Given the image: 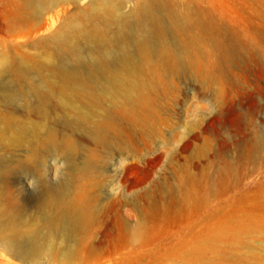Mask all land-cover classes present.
<instances>
[{
	"label": "rangeland",
	"instance_id": "rangeland-1",
	"mask_svg": "<svg viewBox=\"0 0 264 264\" xmlns=\"http://www.w3.org/2000/svg\"><path fill=\"white\" fill-rule=\"evenodd\" d=\"M15 1L0 0V12L13 10ZM127 1L125 11L134 5V0ZM173 1L189 9L194 19L206 14L213 23L211 39L202 41L195 52L207 70L205 78L164 71L166 87L156 90L154 119L146 126L121 119V135L107 132V141L130 152L123 158L113 148L85 143L98 155L89 174L97 183L89 235L77 244L74 256L56 254L39 264H264V145L256 144L257 135L264 134V0ZM73 10V5H59L41 17L31 16L8 34L0 31V58L38 59L43 50L31 47L33 42L56 32ZM197 35L191 29L183 39ZM235 40L263 51L258 69L244 74L246 50L237 60L224 56ZM220 66L224 79L218 82L209 72ZM2 77L0 86L25 93L15 71ZM30 78L40 79L36 74ZM218 111V120L210 122ZM0 114H5L1 107ZM56 128L64 129L59 123ZM70 134L77 141L85 137ZM19 154L3 152L0 164L13 162ZM87 154L81 149L76 158ZM158 156L145 177L147 160ZM130 162L137 163L143 175H132L130 181L136 185L127 190L129 182H123L122 172ZM44 164L42 171L33 168L35 174L59 183L65 172L63 158L47 156ZM30 176L13 171L8 197L33 213L39 192L31 179L34 174ZM0 264L35 263L0 248Z\"/></svg>",
	"mask_w": 264,
	"mask_h": 264
},
{
	"label": "bare ground",
	"instance_id": "bare-ground-1",
	"mask_svg": "<svg viewBox=\"0 0 264 264\" xmlns=\"http://www.w3.org/2000/svg\"><path fill=\"white\" fill-rule=\"evenodd\" d=\"M83 1L17 0L13 10L0 12V31L8 34L47 9L74 6L56 32L33 42L31 47L43 50L38 59L0 58V81L13 70L25 91L0 86V107L5 113L0 114V160L5 151L20 153L13 162L0 164V248L24 262L39 264L56 254L72 257L79 251L77 244L89 235L94 220L92 192L97 187L89 174L98 155L85 143L90 140L97 148H113L123 158L130 152L107 141V132L121 135V119L133 126L138 122L146 126L154 119L156 90L166 87L164 71L192 72L202 79L207 72L195 54L202 41L211 39L213 23L206 14L194 19L189 9L173 0H134L129 11L124 10L127 0H88L84 7ZM254 14L258 17L259 12ZM191 29L199 35L184 40ZM214 46H220L218 39ZM244 50L247 75L253 67L258 69L263 51L239 40L225 54L221 49L232 60ZM223 72L220 66L209 75L220 82ZM33 74L40 79H31ZM221 114L216 112L210 122ZM57 123L63 125L62 131ZM70 131L85 137L77 141ZM256 144L264 145V134L257 135ZM81 149L88 154L79 160ZM47 156L64 160L59 183L51 184L44 175L35 174L33 168L42 171ZM158 158L147 160L145 177ZM13 171L21 176L34 174L31 179L39 193L33 213L15 197H8ZM138 173L142 174L137 163L125 165L122 179L129 182L127 190L135 187L130 177Z\"/></svg>",
	"mask_w": 264,
	"mask_h": 264
}]
</instances>
